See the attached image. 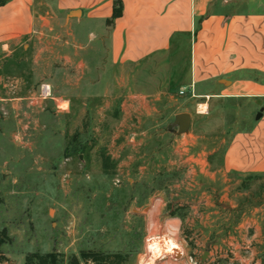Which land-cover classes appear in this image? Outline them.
Returning <instances> with one entry per match:
<instances>
[{"label": "rangeland", "instance_id": "obj_1", "mask_svg": "<svg viewBox=\"0 0 264 264\" xmlns=\"http://www.w3.org/2000/svg\"><path fill=\"white\" fill-rule=\"evenodd\" d=\"M61 40L39 63L30 48L20 66L0 60V264L86 250L126 253V264H264V175L224 167L235 113L213 103L210 118L169 130L175 112H194L181 88L129 117L114 79L125 67L96 70L93 42L82 102L55 57Z\"/></svg>", "mask_w": 264, "mask_h": 264}, {"label": "crops", "instance_id": "obj_2", "mask_svg": "<svg viewBox=\"0 0 264 264\" xmlns=\"http://www.w3.org/2000/svg\"><path fill=\"white\" fill-rule=\"evenodd\" d=\"M56 38H62V51L55 57L68 68L67 84L82 88L79 97L86 86L90 42L98 48L94 51L96 70L98 66L125 67L124 75L114 79L119 87L124 84L122 105L129 117L157 110L145 108L150 95L172 97L181 88L191 94L194 112H175L169 130L178 127L179 131L174 125L178 114L190 115L191 128L195 116L208 119L213 103L223 104L235 113L227 121L231 139L224 167L241 175H264V0L0 3L2 62L12 54L15 66H20L23 50L30 48L39 63L43 56L54 55ZM151 78L154 86L148 89L146 80ZM62 98L69 111L72 99L64 93ZM84 98L83 94L81 101Z\"/></svg>", "mask_w": 264, "mask_h": 264}, {"label": "trees", "instance_id": "obj_3", "mask_svg": "<svg viewBox=\"0 0 264 264\" xmlns=\"http://www.w3.org/2000/svg\"><path fill=\"white\" fill-rule=\"evenodd\" d=\"M6 0H0L4 3ZM108 158L104 157L105 167H108ZM129 255L122 252H106L100 250H86L79 255H66L58 251L46 253L32 252L26 256V264H126Z\"/></svg>", "mask_w": 264, "mask_h": 264}, {"label": "water", "instance_id": "obj_4", "mask_svg": "<svg viewBox=\"0 0 264 264\" xmlns=\"http://www.w3.org/2000/svg\"><path fill=\"white\" fill-rule=\"evenodd\" d=\"M174 125L179 126L180 132L186 131L190 126V115L188 113L178 114Z\"/></svg>", "mask_w": 264, "mask_h": 264}, {"label": "built area", "instance_id": "obj_5", "mask_svg": "<svg viewBox=\"0 0 264 264\" xmlns=\"http://www.w3.org/2000/svg\"><path fill=\"white\" fill-rule=\"evenodd\" d=\"M48 90H50L49 87H48V85L43 84L42 85V92L48 94L49 93ZM181 92H183V91H181Z\"/></svg>", "mask_w": 264, "mask_h": 264}, {"label": "bare ground", "instance_id": "obj_6", "mask_svg": "<svg viewBox=\"0 0 264 264\" xmlns=\"http://www.w3.org/2000/svg\"><path fill=\"white\" fill-rule=\"evenodd\" d=\"M62 106H66V102L61 103Z\"/></svg>", "mask_w": 264, "mask_h": 264}]
</instances>
